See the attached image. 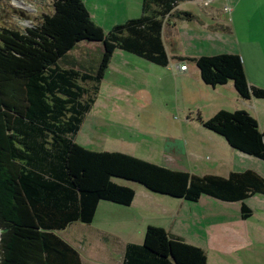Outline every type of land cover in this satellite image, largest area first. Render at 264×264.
<instances>
[{
  "label": "trees",
  "instance_id": "16d2710c",
  "mask_svg": "<svg viewBox=\"0 0 264 264\" xmlns=\"http://www.w3.org/2000/svg\"><path fill=\"white\" fill-rule=\"evenodd\" d=\"M184 1L195 0H142L140 17L107 33L81 0H53L51 12L28 27L0 26V264H82L79 252L57 233L73 223L91 224L102 201L129 207L133 188L113 179L190 202L201 196L225 203L264 196V178L252 170L199 176L73 142L115 50L168 66L162 29L171 19H193L176 9ZM83 41L102 45L95 65L69 60ZM191 61L205 85L231 82L240 99H264V89L248 83L237 54ZM200 122L231 149L264 161V131L247 112L219 110ZM240 213L242 219L252 214L243 203ZM152 233L162 235L153 227L147 238ZM158 242L125 243L121 264H206L201 249L178 237L165 242L170 254Z\"/></svg>",
  "mask_w": 264,
  "mask_h": 264
},
{
  "label": "rangeland",
  "instance_id": "374dc122",
  "mask_svg": "<svg viewBox=\"0 0 264 264\" xmlns=\"http://www.w3.org/2000/svg\"><path fill=\"white\" fill-rule=\"evenodd\" d=\"M52 1L0 0V26L28 27L42 14L51 12ZM248 1L236 0L231 6L217 0L210 5L214 9L210 20H206L207 13L200 10L199 3L181 2L183 11L199 19H175L176 36L172 38L177 39L178 48L165 44L170 54L167 67L115 50L73 142L91 151L120 152L199 176L216 173L227 177L232 163L236 164L235 172L252 170L264 178V161L250 156L239 159L223 137L208 131L200 122L216 113L218 102H224L229 112L243 110L256 119L260 130L264 129V99H239L237 103L226 87L221 88L223 85L200 87L198 82L204 83L193 61L186 58L183 64L188 67L187 74L197 72V82L195 76L184 78L179 74L186 73H176L178 61L172 57H189L201 51L207 56L237 54L243 66L247 65L249 77H254L255 84L248 83L264 89V35L259 34L254 14L245 9L250 6ZM91 2L97 13L108 10L106 0ZM225 7L227 10H223ZM108 14L111 12L105 15ZM202 23L214 25L215 29L209 34L200 33ZM111 27L106 25L104 33ZM101 52L100 43L83 41L69 53V60L82 66L95 65ZM230 85L236 96L231 82ZM213 152L219 154L220 160L215 162ZM113 181L136 189L138 201L136 207L100 202L91 228L81 232L87 239L83 248L86 264H121L125 241L144 244L148 239L158 240L161 251L170 254L165 243L169 236L201 249L206 264H264L263 195L235 203L206 196L190 202L149 192L134 182ZM242 203L252 212L247 219L241 218ZM155 226L162 235L152 233L147 238L150 228ZM57 234L65 240L66 233Z\"/></svg>",
  "mask_w": 264,
  "mask_h": 264
},
{
  "label": "crops",
  "instance_id": "0c3cea01",
  "mask_svg": "<svg viewBox=\"0 0 264 264\" xmlns=\"http://www.w3.org/2000/svg\"><path fill=\"white\" fill-rule=\"evenodd\" d=\"M81 1L85 5V7H86V9H87V11H88V13L90 15L91 20L96 25H98L103 30V32H104V28H105L106 25L115 26V25H118V24H122V23H124L127 20L135 19V18H138V17L141 16L142 0H106L108 6L110 7V10H109V7H108V10H104L103 12L99 11V13L95 12L94 9H92L93 2H91V0L90 1L89 0H81ZM216 1L217 0H195V1H184V2L185 3L186 2L199 3L198 7H200V10L201 11H205L204 13H207V14H205L206 17H207L206 20H210L211 17H209V16L211 15V13L214 10L213 7H211L210 5L214 4ZM219 1H220V4H225V5L226 4H230L231 5L233 3V1H235V3H237L236 0H219ZM241 1L242 0H240V2ZM248 2H249L250 6H245V9H247L248 12L250 11L252 14H254V16L256 17V21L258 23V26H259V28H258L259 34L264 35V0H249ZM235 3H234V5H235ZM86 4H89L90 7H88V5H86ZM180 4H181V2L178 4L176 9L179 10V11H183L180 8ZM200 4H202V5L200 6ZM225 9H226V7L223 10H225ZM107 11L111 12V14L105 15L107 13ZM189 13H191V12H189ZM192 16H193V19H196V20L199 19V18L195 17L194 15H192ZM105 18L106 19L109 18L110 21L105 22ZM193 19L190 22H192ZM174 27H175V20L174 19L169 20V24L165 25L163 27V29H162V41L164 43V47H165V44H167V45L169 44L170 46L175 45V48L177 50V48H178L177 47V45H178L177 39L176 38H172V36H176L175 33H174V30H173ZM201 29L202 30L200 31V33L203 32V33L209 34L210 30L212 31L215 28H214V25H204V23H202ZM165 50H166V53H167L168 58H169L170 54L168 52V49H166V47H165ZM200 56H207V55H203L202 51H201V52H194L191 55H189V57H184V56H180V55L172 56L173 58H176L177 61H178V63L175 65V72L176 73H179V72L186 73V74H179L180 76L185 75L184 78H186L187 76L188 77L189 76L190 77L195 76L194 79L196 80V82L199 81L196 78L197 77V72H193V73H188L187 74L188 67H186L185 71H180L179 70V65L183 64V62L185 61L186 58L187 59H193V58H197V57H200ZM244 71H245V74L247 75L248 81H250L251 83H254V81H253L254 77H249L248 67H247L246 64H244ZM255 74L257 76L261 75V74H258L257 72H255ZM198 83H199L198 86L200 85V87H202V86L204 87L205 86V84H202L200 81ZM224 87H226L228 92L231 95L234 96L233 99H234L235 102H237L240 99L238 94L235 96V94L233 92V88L230 85V82L225 84V86L223 85V87H221V88H224ZM249 100H251V99H249ZM256 105H258V104L256 102H254V106L255 107H256ZM217 110L230 111V110H228V108H227V106L225 105L224 102H218V106H217V108L215 109L214 112H217ZM261 130L263 131L264 129H261ZM234 153L239 155L238 158L241 159V160H245L248 157V156H244L242 153H239V152H236V151H234ZM213 155H215V162H216V160L217 161L220 160V156H219V154L217 152H213ZM230 165L232 167H231L230 170H228V172H235L234 169L236 167V164L232 165V163H231ZM178 171H185V170H178ZM185 172H187V171H185ZM214 174L216 175V173H214ZM133 190L135 192V196H134V200L132 201L130 207H136L134 205H136L137 201H138L137 198H136L137 197V195H136V193H137L136 191L137 190L134 189V188H133ZM99 204H98V206H99ZM98 206H97V208H98ZM96 212H97V209H96ZM96 212H95V214H96ZM94 219H95V215H94L93 220ZM91 225H92V223L89 224V225L80 224V223H73L72 225H69L66 229H64L63 231H60V232L66 233L65 241L67 243H69L74 249H76L79 252L82 264H86V260L84 258V253H83L85 251L83 250V248H84V245L86 244L87 239H86V236L83 235L84 233L82 234L81 232L85 231L87 229V227L91 228ZM127 242L128 241H125V243H127ZM125 243L123 244V246L125 245ZM131 243H133V242H131ZM203 249L205 250V248H203Z\"/></svg>",
  "mask_w": 264,
  "mask_h": 264
},
{
  "label": "built area",
  "instance_id": "2783aa9c",
  "mask_svg": "<svg viewBox=\"0 0 264 264\" xmlns=\"http://www.w3.org/2000/svg\"><path fill=\"white\" fill-rule=\"evenodd\" d=\"M225 10H227V9H225ZM28 26V25H27ZM179 70L180 71H185L186 70V66L184 65V64H180L179 65Z\"/></svg>",
  "mask_w": 264,
  "mask_h": 264
},
{
  "label": "bare ground",
  "instance_id": "6f19581e",
  "mask_svg": "<svg viewBox=\"0 0 264 264\" xmlns=\"http://www.w3.org/2000/svg\"><path fill=\"white\" fill-rule=\"evenodd\" d=\"M21 5H22V4H21ZM22 7H24V8H25L26 6L22 5ZM26 8H28V7H26Z\"/></svg>",
  "mask_w": 264,
  "mask_h": 264
}]
</instances>
